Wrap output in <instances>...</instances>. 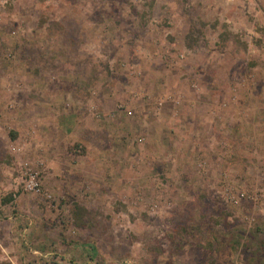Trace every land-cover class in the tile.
<instances>
[{"label": "rangeland", "instance_id": "374dc122", "mask_svg": "<svg viewBox=\"0 0 264 264\" xmlns=\"http://www.w3.org/2000/svg\"><path fill=\"white\" fill-rule=\"evenodd\" d=\"M0 264H264V0H0Z\"/></svg>", "mask_w": 264, "mask_h": 264}]
</instances>
